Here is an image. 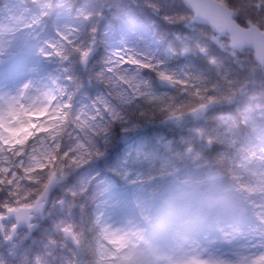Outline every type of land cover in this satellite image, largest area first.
<instances>
[{
    "label": "snow or ice",
    "instance_id": "obj_1",
    "mask_svg": "<svg viewBox=\"0 0 264 264\" xmlns=\"http://www.w3.org/2000/svg\"><path fill=\"white\" fill-rule=\"evenodd\" d=\"M184 3L192 15L164 14L163 19L206 23L210 40L230 52L242 76L231 75L214 56L206 70L171 69L151 48L121 41L120 47L109 45L92 74L102 91L76 106L80 82L73 57L87 68L104 0L0 2V13L8 14L0 26V56L30 50L56 65L47 83L29 78L0 84V227L6 225L0 231V264H264V0ZM148 7L161 11L154 3ZM14 10L20 15H11ZM50 19L56 21L55 37L43 38ZM163 41L161 35L154 44ZM197 47L207 56V48ZM153 77L172 91H157ZM250 85L260 90L249 92ZM241 95L249 103L235 116L222 115L215 130L195 127L190 129L195 141L181 137L182 148L167 145L175 159L164 168L191 155L198 168L219 173L167 229L155 225L139 205L134 215L123 212L109 198L113 185L89 169L107 152L116 125L124 133L141 121L182 127L186 118L205 119L212 106L232 104ZM142 161L152 158L143 153ZM123 179L136 184L140 174L133 177L126 170ZM57 187L63 198H52ZM56 207L67 216L55 224L62 239L50 237L35 253L21 251L33 221ZM22 226L29 231L21 232Z\"/></svg>",
    "mask_w": 264,
    "mask_h": 264
},
{
    "label": "trees",
    "instance_id": "obj_2",
    "mask_svg": "<svg viewBox=\"0 0 264 264\" xmlns=\"http://www.w3.org/2000/svg\"><path fill=\"white\" fill-rule=\"evenodd\" d=\"M149 3L156 4L161 11L156 12L153 8L148 7ZM2 14L0 13V21ZM164 14L192 15L183 2L181 3V0H104L103 14L94 21L98 27L97 42L87 68L79 63L77 57H73L75 76L80 82V88L75 92L73 101L76 106L89 102L102 91V85L92 79V74L99 70L109 51V45H113L114 36L128 24L144 27L150 31L153 37L159 38L161 35L164 37V41L158 49L161 53L166 54L162 59L167 61V66L171 69L193 66L206 70L210 67L208 57L214 56L231 75H243L230 52L221 49L210 40L209 27L198 25L196 22H192L191 25H186L183 22L169 23L163 19ZM54 25L55 19H50L44 31L56 33ZM106 32L107 36H105ZM85 39L87 38L85 37ZM198 45L208 49L207 56L199 51ZM185 47L190 51L184 52ZM245 56H248V53H245ZM50 66H53L55 70L54 63H50ZM153 82L157 91H172L161 86L154 77ZM259 90V85L249 86V92H258ZM248 103L247 96L241 95L232 104L212 106L206 112L205 119L186 118L182 127L158 121L154 123L141 121L137 128L124 133L120 126L116 125L112 129L111 144L107 152L103 157L93 161L89 165V169L99 172L113 185L112 189L122 193L127 191L130 194L136 191L145 198L149 206L152 207L151 209L159 208L166 217H169L170 214L177 216L181 209L188 210L195 205L200 193L212 186L213 177L219 173L211 169L198 168L192 162L191 155H185L183 162L177 161L170 167L164 168L165 162L175 159L166 152L167 145L171 142L173 148H182L181 137L196 140L195 134L190 129L204 127L213 131L220 123L219 118L222 115L235 116L237 111ZM143 153L149 154L152 158L150 163L142 161ZM126 170L133 177L139 173L140 181L131 184L124 180L123 174ZM186 181H201L203 183L194 186L193 183H186ZM51 196L54 199L63 198L64 191L57 187ZM2 198L0 197V199ZM186 216L187 212L184 214V217ZM66 218L65 211L56 207L49 214L35 219L33 221L35 227L32 230L20 229L21 232L29 231L28 236L21 241V251L31 250L32 253L40 251L50 237H55L60 241L62 237L55 231V224ZM74 218L78 221V214ZM91 238L89 235L88 239ZM68 244L70 246L71 241H68Z\"/></svg>",
    "mask_w": 264,
    "mask_h": 264
},
{
    "label": "rangeland",
    "instance_id": "obj_3",
    "mask_svg": "<svg viewBox=\"0 0 264 264\" xmlns=\"http://www.w3.org/2000/svg\"><path fill=\"white\" fill-rule=\"evenodd\" d=\"M17 2L18 0L11 1L13 4ZM5 15L8 14H2L0 26L6 23L4 20ZM11 15L19 16L20 13L18 10H14ZM54 26L56 27V21ZM55 34L56 33L53 32L43 31L42 37L54 38ZM156 39H158V37L151 36L150 31L144 29V27L137 24H128L121 28L120 32L114 36L113 45L115 47H120V42L123 41V44L128 47L151 48L153 51H156L157 55L162 59L166 54L161 53L158 49L160 44H154V40ZM0 60L3 61V63H0V84H7L9 86L20 84L29 78H35L39 81L40 75H48L50 72L54 71V67L50 66L49 62L39 60L30 50H26L22 55L17 57H11L7 54L0 56ZM32 69H37V71L33 72ZM109 198L113 203L118 204L123 212L133 215L138 212L137 205H139L140 208L146 210V214L151 217L153 223L161 229H167L176 222V215L170 214L169 217H166L159 208L156 207L155 209H151L152 207L149 206L145 198L136 191L130 194L127 191L122 193L119 190L112 189L109 193ZM183 218H187V216ZM223 251L226 252L227 249H223Z\"/></svg>",
    "mask_w": 264,
    "mask_h": 264
},
{
    "label": "water",
    "instance_id": "obj_4",
    "mask_svg": "<svg viewBox=\"0 0 264 264\" xmlns=\"http://www.w3.org/2000/svg\"><path fill=\"white\" fill-rule=\"evenodd\" d=\"M183 4H184V6L189 10V11H191L192 12V14H193V11H192V9L190 8V7H188L185 3H184V0H183ZM197 24H199V25H203V26H207V27H209L206 23H204V22H202V21H195ZM91 56H92V54H91ZM90 56V57H91ZM90 59V58H89ZM158 81V80H157ZM158 83L161 85V86H163V87H166L165 85H163V84H161V82H159L158 81ZM21 228H24V229H26V226H22ZM4 230V228L3 227H0V231H3Z\"/></svg>",
    "mask_w": 264,
    "mask_h": 264
},
{
    "label": "clouds",
    "instance_id": "obj_5",
    "mask_svg": "<svg viewBox=\"0 0 264 264\" xmlns=\"http://www.w3.org/2000/svg\"><path fill=\"white\" fill-rule=\"evenodd\" d=\"M183 2V0H181V3ZM35 54V53H34ZM37 56V58L38 59H40L39 57H38V55H36ZM47 74H43V75H40L39 76V80H42L43 82H45V83H47Z\"/></svg>",
    "mask_w": 264,
    "mask_h": 264
}]
</instances>
